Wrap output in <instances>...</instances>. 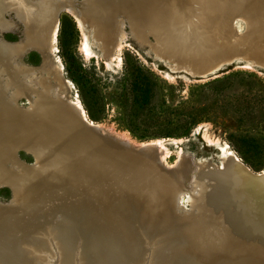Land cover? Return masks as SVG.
<instances>
[{
    "label": "bare ground",
    "instance_id": "6f19581e",
    "mask_svg": "<svg viewBox=\"0 0 264 264\" xmlns=\"http://www.w3.org/2000/svg\"><path fill=\"white\" fill-rule=\"evenodd\" d=\"M78 1L0 0V30L14 29L5 18L12 11L26 30L23 41L0 40V186L10 187L14 196L9 203H0V264H49L51 259L75 264L77 252L81 264H143L148 253L140 256L136 235L122 223L129 224L138 211L144 216L149 206L157 214V208L166 215L177 214L169 201L188 188L185 178L198 166L200 191L194 199L200 216L191 218L194 211L185 214L191 224L179 231L182 243L173 247L183 257L177 263L264 264V234L257 233L246 243H226L227 232L218 228V218H211L220 210L199 204L216 188V170L234 166L231 162L237 157L227 144L219 168L196 164L188 157L181 168H165L159 159L163 142L139 145L125 134L113 138L89 121L82 104L63 95L71 82L63 79L55 63L58 59H52L63 10L107 53L115 44L122 48L124 35L117 20L121 13L141 43L147 42L144 28H149L158 57L187 63L190 67L183 65L187 71L213 73L226 64L248 61L237 57L247 41L234 39L233 24L245 19L264 33V0H167L162 9L158 6L164 0H149L151 14L139 0H82L80 5ZM84 49L89 52L87 45ZM28 50L43 53L40 67L18 62ZM262 51L255 47L252 52L261 55ZM262 58L258 65H264ZM32 75L37 79L29 83ZM20 96L29 99V109L16 105ZM18 148L30 150L35 162L20 161ZM209 185L212 190L205 191ZM203 212L209 213L206 221ZM157 214L145 215L154 226L167 220ZM225 245L232 248L224 249Z\"/></svg>",
    "mask_w": 264,
    "mask_h": 264
},
{
    "label": "rangeland",
    "instance_id": "374dc122",
    "mask_svg": "<svg viewBox=\"0 0 264 264\" xmlns=\"http://www.w3.org/2000/svg\"><path fill=\"white\" fill-rule=\"evenodd\" d=\"M125 2L131 3L132 0ZM138 3L147 10V13L153 12L149 0H139ZM167 3V0L160 2L158 8L162 9ZM63 11L59 18L57 51L52 58L53 62L58 59L55 63L61 69L63 79L71 82L62 93L70 100L77 99L84 107L86 116L94 121L93 123L100 125L103 133L113 138L125 134L130 141L139 145L163 142L164 149L159 159L161 164L169 169L181 168L185 157L192 159L193 162L197 161L196 164L203 163L207 167L219 168L208 161L221 165L222 147L227 144L237 159L262 169L255 173L264 170V65H258L264 57V36H261L264 34L263 28L262 31L260 28L256 29L255 24L251 25V22L245 19H243L245 23L242 20L235 21L233 24L235 29H232L234 39L246 38L247 41L245 48L240 47L241 54L237 57L248 58V61L226 64L213 73L203 75L199 74L203 71L201 69H198L201 72L196 68H193L195 72L185 70L186 67H190L186 66L187 63L169 62L158 57L155 37L146 29L144 32L147 34V42L141 43L132 27L130 28L128 20L124 18L123 22L121 19L125 14L120 13L118 17L116 16L124 35L123 39H120L122 48L115 44L113 50L107 53L93 37L85 36L68 11ZM5 18L14 29L0 30V40L17 43L26 39L25 25L17 19L16 14L13 11L7 12ZM185 22L187 20L183 21ZM17 23L23 25V35L22 27ZM261 25L264 27V22ZM85 45L89 47L88 53L84 49ZM255 47L262 48V57L252 52ZM67 53H73L83 66V70L76 76L78 83L68 78L63 58ZM37 54L40 64L42 53ZM29 56L30 53L25 56V62L33 65L28 63ZM171 64L176 66L180 64L182 68L175 69ZM5 79L6 77H3L4 82ZM36 79V75H32L26 81L31 83ZM48 83L52 84V79L48 78ZM56 94L59 95V92ZM22 97L25 96L17 98L16 105L22 109H29L30 103L27 104L25 99H20ZM188 132L189 136L186 135ZM19 149L21 148L16 150ZM17 151L16 156L23 163L32 165L35 162L32 155L30 162L24 158L29 155L28 153ZM200 173L201 169L198 166L185 178L189 184L188 188L179 190L175 198L169 201L177 214L166 215L163 208H157L159 212L157 214L152 206L145 209L146 216L153 214L160 218L166 216L167 220L161 222L162 225L154 226L139 211L131 215L130 225L122 223L125 228L130 226L132 233L136 235L138 247L141 249L140 256L144 252V256L148 253L143 264H178L176 260H179L178 258L182 260V255L174 251L173 247L182 243L179 231L191 224L188 219L185 220L187 217L185 210H190L191 207L193 211L195 208L199 209L194 194L200 191L198 186ZM5 188L7 187L0 186L1 191ZM210 189L209 185L205 191ZM1 191L0 203H9L14 197L11 190L9 189L8 197ZM193 211L190 214H193ZM138 228L142 235H139ZM225 248L232 247L225 245ZM233 249L238 251L239 247L235 246ZM79 254L80 252H77L75 256V264L82 262ZM161 256H165V259L158 261ZM48 263L60 264V260L51 259Z\"/></svg>",
    "mask_w": 264,
    "mask_h": 264
},
{
    "label": "water",
    "instance_id": "95a60500",
    "mask_svg": "<svg viewBox=\"0 0 264 264\" xmlns=\"http://www.w3.org/2000/svg\"><path fill=\"white\" fill-rule=\"evenodd\" d=\"M81 2L82 0H79L78 5H80ZM124 18L128 20L127 17L123 16V18L121 17V19H123V22ZM17 25H20L22 27L21 33L23 35V25L20 23H17ZM146 29L149 30V28H144V30ZM31 52L39 51L29 50L22 56V63L27 64L25 62V56ZM39 53L41 54V52ZM41 56L42 62L39 65L31 66H41L44 62L43 53L41 54ZM20 99H25L27 101V104L30 103L27 97H22ZM87 118L88 120L92 121L88 116ZM95 134L93 137H95ZM112 143L114 145L116 144L115 142ZM18 151H25L29 155H32L35 159L34 154L30 150L21 148ZM208 162L212 165H216L217 167H221L220 164L212 163L211 161ZM231 163H233L234 166L233 168L231 167L228 171L222 168H220V170H216V173L219 174V181L217 180V185L216 188H214V191L210 195H206V197L204 198L205 201L202 202L201 206H214L218 210H220V213H211V218H218V226H220L218 228L222 231L227 232L228 235L226 237L228 239L226 243H246L248 241L245 240H249L250 237H254L257 233L264 234V170L261 173H255V171L249 168L239 158ZM5 187L11 190L10 187ZM210 190H212V187ZM185 211L186 215H189L193 211V209L191 207L190 210ZM194 211L195 216H190L191 218H195L198 215L200 216V212L196 210V208L194 209ZM203 213L204 214L201 215L202 219L203 221H206L209 213ZM208 223L209 225H211V220Z\"/></svg>",
    "mask_w": 264,
    "mask_h": 264
},
{
    "label": "trees",
    "instance_id": "16d2710c",
    "mask_svg": "<svg viewBox=\"0 0 264 264\" xmlns=\"http://www.w3.org/2000/svg\"><path fill=\"white\" fill-rule=\"evenodd\" d=\"M36 57H37V59H36ZM63 58L65 60V69H66V72L68 74V78L70 80H72L73 82L78 83L76 76L79 73V71L83 70L82 64L77 60L76 56L73 53H67V54H65L63 56ZM28 63L33 64V65H39V56H38L37 52H31L30 53V60L28 61ZM186 135L189 136L190 135V132H188ZM23 155H25V154H23ZM24 158L26 160H28V161L31 162V160H30L31 159V156L30 155L25 156ZM244 163L249 168H251L253 171H260V170H262V169H257L256 166L248 163L247 161H244ZM3 192L5 193V195L7 197L9 196V189H7V188L2 189L1 193H3Z\"/></svg>",
    "mask_w": 264,
    "mask_h": 264
},
{
    "label": "flooded vegetation",
    "instance_id": "af4514ba",
    "mask_svg": "<svg viewBox=\"0 0 264 264\" xmlns=\"http://www.w3.org/2000/svg\"><path fill=\"white\" fill-rule=\"evenodd\" d=\"M29 60H30V56H29Z\"/></svg>",
    "mask_w": 264,
    "mask_h": 264
}]
</instances>
